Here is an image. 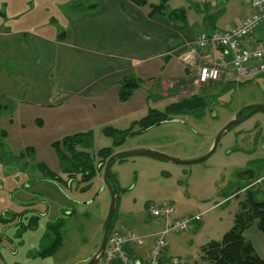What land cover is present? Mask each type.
<instances>
[{"label": "rangeland", "instance_id": "374dc122", "mask_svg": "<svg viewBox=\"0 0 264 264\" xmlns=\"http://www.w3.org/2000/svg\"><path fill=\"white\" fill-rule=\"evenodd\" d=\"M93 1L59 3L56 19L67 18L72 9ZM218 4L224 16L216 25L222 16L214 15ZM242 5L243 0H168L165 8L167 13L183 11L180 22L193 38L204 30L209 18H216L215 26L223 29L235 23ZM191 70L186 87L175 82L161 92L158 80H151L125 101L118 97L114 103L71 102L56 110L28 109L21 120L13 112L0 122V264H87L100 248L113 193L116 201L112 231L142 238L138 249H142L140 254L146 264V252L149 250V254L154 238L165 226L169 227L177 217L202 214L201 221L188 228L195 226L194 233L170 231L164 236L170 261L190 264L196 258L195 246L218 241L232 228L239 201L235 197L242 199L249 190L255 193V200L264 201V168L260 169L264 161V111L228 129L213 153L198 163L183 165L152 156H127L114 161L110 174L115 181L109 177L107 184L103 181L104 170L93 180L83 181L81 174L71 176L61 164L60 143L86 134L91 136L93 151L108 147L115 154L154 151L175 160L192 161L211 150L217 135L230 121L264 106V77L238 81L229 71L217 83L200 84L198 69ZM192 95L203 97L205 108L193 114L173 115L179 118L175 123L124 135L118 144L102 133L109 128L106 122L112 115L120 116L115 129L122 131L137 122L135 118L141 110L149 107L163 112L173 101ZM251 107L255 108L248 112ZM243 171L256 172L255 178L261 181L243 186L238 177ZM229 196L235 199L224 201ZM164 205H172L175 210L168 220L149 216L148 206ZM60 221V249L50 257H40L39 252L49 244V228ZM243 236L264 259V233L252 225ZM129 257L139 264L135 257ZM97 264L105 262L101 259Z\"/></svg>", "mask_w": 264, "mask_h": 264}, {"label": "crops", "instance_id": "0c3cea01", "mask_svg": "<svg viewBox=\"0 0 264 264\" xmlns=\"http://www.w3.org/2000/svg\"><path fill=\"white\" fill-rule=\"evenodd\" d=\"M71 1L0 0V122L13 112L21 120L28 109L56 110L71 102L114 103L121 83L127 79L138 82L135 91L151 80H158L161 92L175 82L186 87L192 67L217 66L221 71L219 82L230 74L228 57L220 50H200L196 45L197 36L212 30H229L250 13L249 0H243V9L238 12L235 23L223 29L215 26L216 18H209V22L202 21L204 30L192 38L189 30H183L180 22L183 17L169 19L166 10L162 15L148 16L149 5L158 3L147 2V6L138 7L128 0H94L72 9L67 18L56 19L57 5ZM218 7L219 4L214 15L222 16L216 25L224 16ZM69 8L72 7L69 5ZM62 32L65 38L58 40ZM263 36L264 26L255 38ZM150 109L141 110L135 121L144 118ZM172 116L150 129L179 119ZM119 117L112 115L106 124L115 129ZM128 121L131 123V118ZM263 168L264 161L260 169ZM257 175L243 171L238 177L243 186L249 187L261 181L255 178ZM234 197H226L224 201ZM235 198L238 203L244 200V197ZM195 229V226L190 228V233ZM190 242L194 243L192 239ZM207 243L194 247L196 258L190 264L199 259L198 249ZM167 246L163 248L159 264L171 263V256L165 250ZM126 251L139 264H146L140 254L142 249L129 245Z\"/></svg>", "mask_w": 264, "mask_h": 264}, {"label": "trees", "instance_id": "16d2710c", "mask_svg": "<svg viewBox=\"0 0 264 264\" xmlns=\"http://www.w3.org/2000/svg\"><path fill=\"white\" fill-rule=\"evenodd\" d=\"M128 1L138 7H145L148 5L147 0ZM167 1L168 0H160L157 5H149L148 16L152 17L157 14L162 15L164 10H166ZM183 16V11L174 10L169 13L168 18L178 19ZM138 87L139 84L137 81L133 79L124 80L120 86L119 99L123 101L127 100ZM205 106L206 102L203 97L192 95L170 104L163 112L150 109L144 118L137 122H133L128 129L118 131L114 128L107 127L102 133L106 137L114 139L113 141L116 140L114 144H118L117 140L122 139L124 135L141 134L150 128L166 122L170 115L193 114L205 108ZM253 108L255 107H251L248 112ZM236 118H239V116ZM135 126L138 127L137 131H133ZM1 136L4 137L3 132ZM60 145L63 150L58 151L61 153L59 154V160L64 166L65 171L71 173V176L72 173L81 174L83 181L93 180L99 172L104 170L109 158L115 154L112 147L93 151L92 139L88 134L66 138ZM59 147V144H57L56 148L58 149ZM77 148L79 149L77 150ZM109 177L115 181L110 173L107 179ZM245 192L244 200L238 203V211L234 216L232 228L223 234L220 240L210 241L201 246L199 248V259L193 264H264V259L255 252L253 246L247 242L243 236V232L252 225H255L260 232L264 233V201L255 200V193L249 190H245ZM62 226L63 223L60 221L57 225H53L49 228V244L39 252L40 257H50L60 249L62 245L60 233ZM112 229L111 220L109 234Z\"/></svg>", "mask_w": 264, "mask_h": 264}, {"label": "built area", "instance_id": "2783aa9c", "mask_svg": "<svg viewBox=\"0 0 264 264\" xmlns=\"http://www.w3.org/2000/svg\"><path fill=\"white\" fill-rule=\"evenodd\" d=\"M250 13L238 24L226 31L212 30L202 32L197 36L196 45L204 51L207 49L220 50L227 58V67L231 75L238 81H249L264 75V36L255 38L264 26V0H249ZM221 71L217 66L204 65L199 67L197 79L200 84L217 82ZM172 205L161 207L148 206L149 216L154 219L168 220L174 214ZM202 214L181 216L173 219L169 227L165 226L156 238L148 254V264H159L161 250L165 246L164 236L170 231L185 232L188 228L201 221ZM142 238L135 234H123L111 231L108 235L102 259L105 264H137L129 257L126 247L134 245L141 247ZM170 264H180L178 260Z\"/></svg>", "mask_w": 264, "mask_h": 264}, {"label": "water", "instance_id": "95a60500", "mask_svg": "<svg viewBox=\"0 0 264 264\" xmlns=\"http://www.w3.org/2000/svg\"><path fill=\"white\" fill-rule=\"evenodd\" d=\"M65 38V33H62L60 35L57 36L58 40H63ZM259 111H264V106L261 107H257L255 109H253L249 114H247L245 117L243 118H235L234 120L230 121L221 131L220 133L217 135L213 146L211 148V150L204 156L192 160V161H179V160H175L173 158L167 157L165 155H162L160 153L154 152V151H126V152H121V153H117L114 154L112 157L109 158V160L107 161L105 168H104V174H103V181L105 184H107V176L110 173V169L111 166L113 164V162L119 158L122 157H127V156H152V157H157L161 160L164 161H168L174 164H183V165H189V164H194V163H198L201 162L205 159H207L214 151L219 139L223 136V134L230 129L231 127H233L236 124H239L245 120H247L249 117H251L253 114L259 112ZM115 201H116V195H114V193L112 194V198H111V202H110V207H109V211H108V215H107V219L105 222V226H104V230H103V236H102V241H101V245L99 250L97 251V253H95V255H93L91 257V259L87 262V264H97L101 259H102V255H103V251L105 248V244L109 235V230H110V223L112 220V216H113V212H114V208H115Z\"/></svg>", "mask_w": 264, "mask_h": 264}]
</instances>
